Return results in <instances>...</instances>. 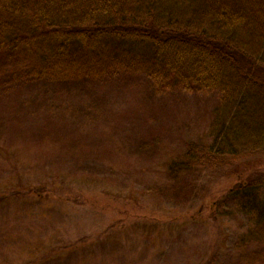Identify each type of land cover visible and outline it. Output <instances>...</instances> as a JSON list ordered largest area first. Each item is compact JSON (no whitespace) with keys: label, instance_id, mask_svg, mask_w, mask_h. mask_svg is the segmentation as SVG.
I'll return each instance as SVG.
<instances>
[{"label":"rangeland","instance_id":"rangeland-1","mask_svg":"<svg viewBox=\"0 0 264 264\" xmlns=\"http://www.w3.org/2000/svg\"><path fill=\"white\" fill-rule=\"evenodd\" d=\"M34 76H0V264H248L228 167L170 169L187 142L213 140L221 93L155 95L120 68ZM235 165L264 173V152Z\"/></svg>","mask_w":264,"mask_h":264},{"label":"trees","instance_id":"trees-1","mask_svg":"<svg viewBox=\"0 0 264 264\" xmlns=\"http://www.w3.org/2000/svg\"><path fill=\"white\" fill-rule=\"evenodd\" d=\"M119 68L146 76L155 95L221 93L213 140L187 142L170 169L228 167L226 194L251 220L239 258L263 263L264 173L235 164L264 152V0H0V76L86 80Z\"/></svg>","mask_w":264,"mask_h":264}]
</instances>
